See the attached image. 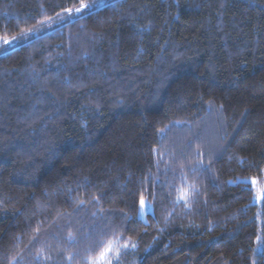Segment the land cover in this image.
Segmentation results:
<instances>
[{"label": "trees", "instance_id": "obj_1", "mask_svg": "<svg viewBox=\"0 0 264 264\" xmlns=\"http://www.w3.org/2000/svg\"><path fill=\"white\" fill-rule=\"evenodd\" d=\"M251 178L264 0H0V264H264Z\"/></svg>", "mask_w": 264, "mask_h": 264}, {"label": "rangeland", "instance_id": "obj_2", "mask_svg": "<svg viewBox=\"0 0 264 264\" xmlns=\"http://www.w3.org/2000/svg\"><path fill=\"white\" fill-rule=\"evenodd\" d=\"M48 27V25H47ZM46 26L44 27L47 28ZM6 41H8V45L9 46H13L15 45L14 42H12L10 39H7ZM254 187L256 189V199L259 200V198L262 196L263 193V188L261 186H259L258 184H256V178H251ZM143 201V204H142ZM141 204H140V210H139V215L141 217H144L145 213L150 210V206L149 203L146 200H142ZM111 248L112 250L108 253L107 257L105 260L101 261L99 258L97 260H95L92 264H116V261L118 259V253L117 251L114 249L116 248V246L114 244H111Z\"/></svg>", "mask_w": 264, "mask_h": 264}, {"label": "snow or ice", "instance_id": "obj_3", "mask_svg": "<svg viewBox=\"0 0 264 264\" xmlns=\"http://www.w3.org/2000/svg\"><path fill=\"white\" fill-rule=\"evenodd\" d=\"M91 7V5L88 4H81L80 7L75 8V9H65L66 12H68L70 15L73 13H80L82 10L84 9H89ZM5 44L8 43V41H4ZM262 195H264V193H262ZM143 204V201H142ZM112 250L111 245L107 246L103 252H101L99 259L101 261L105 260L108 253Z\"/></svg>", "mask_w": 264, "mask_h": 264}]
</instances>
